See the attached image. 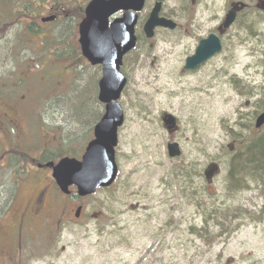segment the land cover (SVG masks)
I'll list each match as a JSON object with an SVG mask.
<instances>
[{
    "label": "rangeland",
    "instance_id": "obj_1",
    "mask_svg": "<svg viewBox=\"0 0 264 264\" xmlns=\"http://www.w3.org/2000/svg\"><path fill=\"white\" fill-rule=\"evenodd\" d=\"M155 1H146L137 47L121 67L127 86L118 101L124 123L115 184L87 198L66 197L51 171L20 162L27 166L17 178L20 189L6 173L0 194V264H14L17 256L18 264H264V184L236 188L228 181L240 141L264 134V127L254 129L264 109V11L256 0H160L162 16L178 29H157L147 39L142 28ZM232 2L249 8L222 39L221 54L185 72L198 40ZM52 38L57 46L48 44V65L33 68V96L23 92L26 98L15 103L32 108L22 116L25 129L49 132L45 159L52 155L48 162L56 163L62 145L81 158L105 109L98 101L102 69L80 59L72 36ZM2 59L0 51V85L18 68L2 67ZM12 90L11 83L1 96L14 102ZM165 113L177 121L173 136L162 125ZM170 142L179 144L180 158L168 157ZM211 164L219 171L207 181Z\"/></svg>",
    "mask_w": 264,
    "mask_h": 264
},
{
    "label": "water",
    "instance_id": "obj_2",
    "mask_svg": "<svg viewBox=\"0 0 264 264\" xmlns=\"http://www.w3.org/2000/svg\"><path fill=\"white\" fill-rule=\"evenodd\" d=\"M146 0H93L86 8V19L80 27L79 44L83 57L91 65H102L103 78L99 82V96L105 104V114L94 127V139L87 145L81 160L64 158L56 165L49 163L52 178L62 193L68 195L69 188L75 187L80 198L95 194L99 189L109 188L118 176L115 160V148L118 145V129L123 125L124 116L118 100L127 84L121 74L123 57L137 44L135 27L139 13L144 10ZM261 9H264V2ZM162 3L156 2L144 25L147 39L154 36L157 28L174 30L177 25L160 16ZM242 3H232L221 30L230 28L236 21L238 13L244 10ZM124 12L122 19L115 20L109 27V18L117 12ZM222 50L218 36L211 34L202 39L193 56L187 58L184 69L194 70L210 60ZM166 129L172 133L176 130V120L165 114L162 118ZM264 125V112L257 118V129ZM168 156L179 158L181 151L177 143L167 146ZM216 172L214 166L207 174L211 178ZM80 209L77 211L79 216Z\"/></svg>",
    "mask_w": 264,
    "mask_h": 264
},
{
    "label": "flooded vegetation",
    "instance_id": "obj_3",
    "mask_svg": "<svg viewBox=\"0 0 264 264\" xmlns=\"http://www.w3.org/2000/svg\"><path fill=\"white\" fill-rule=\"evenodd\" d=\"M91 2L92 0H0V51L3 54L1 66L18 67L0 85V194H5L6 173L14 180L16 193L20 189L17 178L21 175V170L24 171L27 167L21 169L20 162L24 161V165L31 164L32 167L27 168L36 172L46 169L45 155L52 149L49 132L43 128L25 129L22 116L27 115L32 108L19 107L15 100L25 99L23 92L33 96L29 86L32 75L36 72V69L33 72V68L48 65V44L51 42L53 46H57L52 38L54 35L72 36L74 47L81 50L80 27L86 18V8ZM191 3L193 5L195 0H191ZM122 15L119 13L110 18L109 24ZM223 22L224 19L204 38L215 34L222 41L228 33V30L220 29ZM204 38H200L198 43ZM65 44L63 42L58 45ZM128 56L129 54L124 57L123 63ZM11 83L14 102L6 101L1 96V91ZM23 138L26 140L23 141ZM2 208L4 203L0 205V209ZM2 228L3 225H0V243Z\"/></svg>",
    "mask_w": 264,
    "mask_h": 264
},
{
    "label": "trees",
    "instance_id": "obj_4",
    "mask_svg": "<svg viewBox=\"0 0 264 264\" xmlns=\"http://www.w3.org/2000/svg\"><path fill=\"white\" fill-rule=\"evenodd\" d=\"M65 148L67 150L62 151ZM243 148V145H239L238 152L230 160L229 184L236 188H247L251 182L264 184V134ZM74 154L76 153H73L71 148L62 145L53 155L54 158L60 159L65 156L73 157ZM240 155L244 156V161L239 157Z\"/></svg>",
    "mask_w": 264,
    "mask_h": 264
},
{
    "label": "bare ground",
    "instance_id": "obj_5",
    "mask_svg": "<svg viewBox=\"0 0 264 264\" xmlns=\"http://www.w3.org/2000/svg\"><path fill=\"white\" fill-rule=\"evenodd\" d=\"M172 67L174 68L175 67V64H173L172 65ZM163 69H161V71H162ZM201 74V73H200ZM206 76V73L205 72H202V74L200 75V76H197L198 78H204ZM201 78V79H202ZM189 81V80H188ZM186 83H189V82H187L186 81ZM208 99H210L209 100V103H211L212 102V98H208ZM129 135V134H128ZM254 139H256V138H254V137H247V138H245V139H242L240 142L241 143H239V145H243L244 146V148H246V146L248 145V144H250V142L252 141V140H254ZM243 148V149H244ZM239 157H241V159H242V161H244V156H242V155H240ZM233 159V157H231V160ZM249 176V175H248ZM215 176H213L210 180H213V178H214Z\"/></svg>",
    "mask_w": 264,
    "mask_h": 264
}]
</instances>
